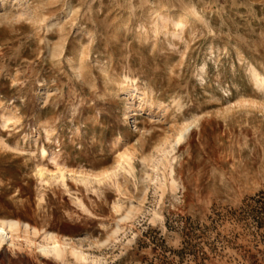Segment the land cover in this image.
<instances>
[{"label":"rangeland","instance_id":"obj_1","mask_svg":"<svg viewBox=\"0 0 264 264\" xmlns=\"http://www.w3.org/2000/svg\"><path fill=\"white\" fill-rule=\"evenodd\" d=\"M262 76L264 0H0V264H264Z\"/></svg>","mask_w":264,"mask_h":264},{"label":"bare ground","instance_id":"obj_2","mask_svg":"<svg viewBox=\"0 0 264 264\" xmlns=\"http://www.w3.org/2000/svg\"><path fill=\"white\" fill-rule=\"evenodd\" d=\"M167 21H168L167 17L159 18L160 24H165ZM252 72H253V75L256 76V70L253 69ZM258 80H259V78H258ZM259 85L264 86V76L261 77ZM131 90H136V86H133L132 88L126 87V86L122 87V88H120V94L128 93L129 91L131 92ZM188 129H189V127L186 126L184 128V130L179 133V135L176 137L177 143H179L183 139L184 133ZM40 154L42 156L46 155V151L44 148H42L40 150ZM45 172H46V170L42 169V168L38 170V173L40 175L45 174ZM14 230H17V231L21 230V231H24L27 233L28 232H32V233L37 232V230L34 227L30 226L27 222H23V221H20L18 219L4 218V217L0 216V263L2 262L3 259L6 260L10 256V254L7 252V250L3 249V247H4L3 245L5 243H10L9 245H12V246L15 245L14 242L12 241V237H11L12 235L9 234V233L13 232ZM42 237H43V239L50 241L51 248L57 253V255H60V253H62V250L60 248V244L57 240V237H58L57 234L50 232V231H44L42 234ZM21 259H23V258L20 257L19 260H21ZM25 263L27 264V260H25Z\"/></svg>","mask_w":264,"mask_h":264}]
</instances>
